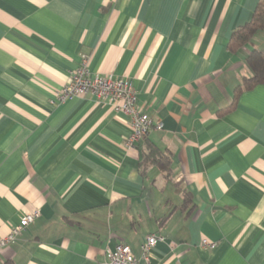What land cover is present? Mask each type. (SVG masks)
Instances as JSON below:
<instances>
[{
  "label": "crops",
  "instance_id": "0c3cea01",
  "mask_svg": "<svg viewBox=\"0 0 264 264\" xmlns=\"http://www.w3.org/2000/svg\"><path fill=\"white\" fill-rule=\"evenodd\" d=\"M260 1L0 0V237L40 210L0 264H101L151 234V264H264V85L233 102L264 32L230 50ZM81 56L131 82L153 125L132 150L111 102L52 103ZM147 142L169 176L140 172Z\"/></svg>",
  "mask_w": 264,
  "mask_h": 264
},
{
  "label": "built area",
  "instance_id": "2783aa9c",
  "mask_svg": "<svg viewBox=\"0 0 264 264\" xmlns=\"http://www.w3.org/2000/svg\"><path fill=\"white\" fill-rule=\"evenodd\" d=\"M69 77V82L52 103L59 105L70 99L85 96H91L96 100L109 101L113 105L114 112L125 117L130 126L131 132L124 142L126 150H132L147 137L153 125L149 116L139 109L136 93L129 80L111 76H90L88 59L84 56H81L79 67L70 73ZM155 128L161 130L162 125L159 123L155 125ZM39 216L40 210L38 209L24 213L17 226L13 227L5 237H0V249L13 245L17 238ZM161 241H163V238L157 234L148 235L141 243L139 256H135L131 249L124 244H117L113 249L107 247L104 251L106 260L101 264H151V251ZM201 247L213 250L215 243L203 240Z\"/></svg>",
  "mask_w": 264,
  "mask_h": 264
},
{
  "label": "trees",
  "instance_id": "16d2710c",
  "mask_svg": "<svg viewBox=\"0 0 264 264\" xmlns=\"http://www.w3.org/2000/svg\"><path fill=\"white\" fill-rule=\"evenodd\" d=\"M264 32V0H261L252 15L251 20L245 25L237 28L232 35L230 50L251 45L255 36ZM245 63L249 70V76L243 78L242 82L233 90V102L245 91H250L256 86L264 85V51L252 49L245 58ZM157 166L167 176L171 172V156L169 153L160 151L150 142L146 143L143 149L141 163L139 165L140 172L144 173L149 166ZM184 204H188L189 195H183Z\"/></svg>",
  "mask_w": 264,
  "mask_h": 264
}]
</instances>
